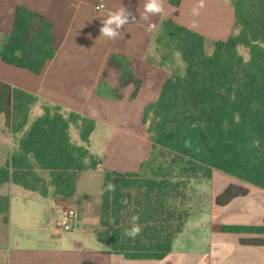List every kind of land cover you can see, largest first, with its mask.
Masks as SVG:
<instances>
[{
	"label": "trees",
	"instance_id": "16d2710c",
	"mask_svg": "<svg viewBox=\"0 0 264 264\" xmlns=\"http://www.w3.org/2000/svg\"><path fill=\"white\" fill-rule=\"evenodd\" d=\"M170 2L177 6L180 0ZM232 5L236 32L214 43L211 54L200 34L166 19L159 25L146 61L171 75L158 100L145 108L151 154L137 173L105 170L95 236L111 254L128 260L167 258L189 219L203 211L193 203L194 184L210 180L214 169L264 189V0H232ZM54 44L49 20L18 6L0 57L41 74L55 56ZM38 103L35 95L0 81V115H6L15 136L8 162L0 167V187L11 181L44 198L71 201L80 173L102 164L90 152L96 122L43 103V113L26 129ZM109 182L114 191H106ZM8 209L9 198L0 197V212ZM137 214L142 231L133 240L123 232ZM222 230L264 233V227Z\"/></svg>",
	"mask_w": 264,
	"mask_h": 264
},
{
	"label": "crops",
	"instance_id": "0c3cea01",
	"mask_svg": "<svg viewBox=\"0 0 264 264\" xmlns=\"http://www.w3.org/2000/svg\"><path fill=\"white\" fill-rule=\"evenodd\" d=\"M146 0H0V45L12 33L15 9L32 10L52 24L55 56L41 74L8 65L0 57V81L35 95L29 125L43 113L42 104L59 106L95 120L90 152L101 161L96 169L80 173L74 198H44L11 181L0 187L9 198V209L0 212V264H264V233L225 232L223 226L264 227V189L214 169L207 181V206L186 223L203 231L206 246L180 249L163 260H128L111 254L96 239L105 170L137 173L151 154L153 140L144 124L145 108L155 103L171 72L146 61L154 36L166 19L204 37L206 51L227 41L236 32L232 0H163L164 12L151 16L156 28L146 30L141 19ZM103 3L104 9L95 7ZM137 22L120 29V37L100 36L102 19L120 6ZM21 134L17 135L20 137ZM79 143V138L74 140ZM15 136L0 115V167L6 166ZM89 163V160L87 161ZM68 207L76 209L74 228L61 229ZM97 213V225L86 226L87 216ZM90 231L96 241L93 244ZM182 232V233H183ZM181 233V234H182ZM179 234V235H181ZM177 238L173 243L174 246ZM170 255V254H169Z\"/></svg>",
	"mask_w": 264,
	"mask_h": 264
},
{
	"label": "clouds",
	"instance_id": "9594fccd",
	"mask_svg": "<svg viewBox=\"0 0 264 264\" xmlns=\"http://www.w3.org/2000/svg\"><path fill=\"white\" fill-rule=\"evenodd\" d=\"M205 7L204 0H198V4L193 7L192 14L198 16L200 14V9ZM164 12L163 0H146L144 4L143 13L141 14V19L146 23V30L152 31L156 28L155 23L151 22L150 17L161 15ZM130 18L132 22H137L135 16L126 9L124 6H121L115 10L111 11L106 18L102 19V27L100 28V36L105 37L108 40H116L120 37L121 31L125 25L130 23ZM186 147H190V144L186 142ZM115 185L109 182L107 185L106 191H114ZM140 217L139 215H133L131 217V226L124 229L123 235L135 239L138 237L142 231L141 225L139 224Z\"/></svg>",
	"mask_w": 264,
	"mask_h": 264
},
{
	"label": "rangeland",
	"instance_id": "374dc122",
	"mask_svg": "<svg viewBox=\"0 0 264 264\" xmlns=\"http://www.w3.org/2000/svg\"><path fill=\"white\" fill-rule=\"evenodd\" d=\"M240 53L244 56L245 59H247V52L243 48H240ZM153 56L155 58H159V54L157 51H153ZM177 61V60H176ZM178 62V63H177ZM175 64H173V69H176L179 66V61H177ZM152 114L148 116V121L150 122L152 120ZM71 136L73 141L77 139V132L75 129H72L71 131ZM162 154V152H160ZM206 184L207 181H203L200 184H194V190H195V196L193 199L194 205H198L199 210H204L206 209L207 206V196H206ZM88 222H86V226L91 230V226L97 225L98 222V215L97 213H93L89 216H87ZM89 238L91 239V242L93 244H97L99 246L104 247V245L98 243L92 234V231H90ZM206 246V235L204 232L200 230H194L193 228H189L185 230L181 235H178V240L175 243L174 246V253L170 254L168 258L172 259L175 254L178 252L180 249H192V250H200L203 247Z\"/></svg>",
	"mask_w": 264,
	"mask_h": 264
},
{
	"label": "built area",
	"instance_id": "2783aa9c",
	"mask_svg": "<svg viewBox=\"0 0 264 264\" xmlns=\"http://www.w3.org/2000/svg\"><path fill=\"white\" fill-rule=\"evenodd\" d=\"M95 8L101 10L105 8V5L103 3H100ZM76 215H77L76 209L73 207H68L66 212V218L61 223V229L64 231L72 230L74 228V220L76 218Z\"/></svg>",
	"mask_w": 264,
	"mask_h": 264
}]
</instances>
